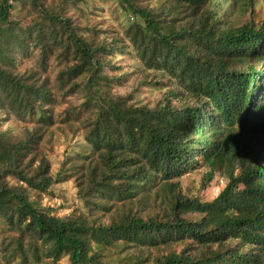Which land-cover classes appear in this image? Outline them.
I'll use <instances>...</instances> for the list:
<instances>
[{
    "label": "trees",
    "instance_id": "16d2710c",
    "mask_svg": "<svg viewBox=\"0 0 264 264\" xmlns=\"http://www.w3.org/2000/svg\"><path fill=\"white\" fill-rule=\"evenodd\" d=\"M98 1L123 16L122 31L91 22L104 10ZM67 2L80 3L83 28ZM252 5L0 0V264L66 256L69 264H264V23L237 26L231 15ZM117 53L130 54L163 92L154 105L136 101L137 88L114 92L122 77L107 70ZM32 57L36 67L21 70ZM76 92L89 148L54 176L41 144L55 96ZM11 114L37 127L24 136L2 130ZM201 167L204 186L218 173L228 179L212 201L180 187ZM69 180L83 210L61 217L32 200ZM175 244L184 249L161 253Z\"/></svg>",
    "mask_w": 264,
    "mask_h": 264
},
{
    "label": "rangeland",
    "instance_id": "374dc122",
    "mask_svg": "<svg viewBox=\"0 0 264 264\" xmlns=\"http://www.w3.org/2000/svg\"><path fill=\"white\" fill-rule=\"evenodd\" d=\"M65 0H47L48 3L62 4ZM104 7L103 12H100L99 18L92 17L91 22L96 24L100 29H113L121 30V22L124 20L123 16H118L114 10V5L111 2L98 1ZM77 6L67 2L66 13L72 17L75 24L83 28L87 21L80 14ZM236 19L237 26L243 25L247 22L260 26L264 23V0H253V5L244 13H240L238 9H232V14ZM15 18L23 19L24 23L27 22L25 13L15 14ZM135 59L130 54H115L112 62L115 64L116 69H108L111 76L122 77L118 84L114 85V92L117 94L127 95L133 92L134 98L138 102L148 103L154 105L155 102L161 98L163 92L156 89L149 82L144 80L149 76L148 71L141 66V64L134 63ZM36 67V59L34 57L26 59L21 66V70ZM59 70L57 62H51V69L46 76L51 78V88L54 90L53 79ZM142 71V72H141ZM154 75V74H153ZM155 76V75H154ZM151 75V77H154ZM82 94L76 92L69 97L63 98L55 96L56 102L53 109L54 124L46 130L45 140L41 144L46 146V154L51 162V171L54 176L60 173L63 164L67 163V157H74L83 153L87 148V143L84 140L85 130L81 120L85 118H76V114L81 111ZM73 109L74 112L68 117L67 111ZM76 109V110H75ZM75 117V118H74ZM73 118V120H72ZM37 127L36 123L28 119L27 121L21 120L15 115L11 114L3 122L1 129L8 131L14 136H24L28 130H34ZM207 173V168L201 167L197 170L191 171L179 179L182 192L186 195L198 196L202 201H212L226 186L228 179L222 174L218 173L214 180L207 185L204 184V178ZM34 196V195H32ZM37 204L42 207H51L53 214L57 216L69 215L72 212L83 210L81 202L77 198V190L73 180L59 182L55 184L48 194L41 197L34 196ZM78 214V213H77ZM93 218L101 223H108L109 219L101 213H93ZM184 249V244H175L171 248H163L162 254H167L169 251L177 253ZM49 264H69L68 257H63L59 262Z\"/></svg>",
    "mask_w": 264,
    "mask_h": 264
}]
</instances>
